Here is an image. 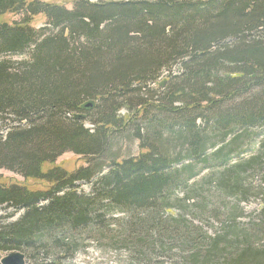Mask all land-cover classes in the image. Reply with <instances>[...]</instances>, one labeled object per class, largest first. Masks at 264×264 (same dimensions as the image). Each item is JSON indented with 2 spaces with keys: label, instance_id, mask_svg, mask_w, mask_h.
<instances>
[{
  "label": "trees",
  "instance_id": "obj_1",
  "mask_svg": "<svg viewBox=\"0 0 264 264\" xmlns=\"http://www.w3.org/2000/svg\"><path fill=\"white\" fill-rule=\"evenodd\" d=\"M66 1L71 9L0 0V122H10L0 169L48 184L0 178V207L23 211L0 216V264L15 252L67 264L79 239L111 232L117 213L119 240L136 239L134 249L157 253L170 239L195 251L184 258L192 264H264V217L248 230L233 220L213 238L183 215L165 218L212 165L226 172L203 181L245 196L247 166L230 159L248 139L262 137L248 166L264 171V0ZM40 15L46 25L32 27ZM68 152L86 167L43 171Z\"/></svg>",
  "mask_w": 264,
  "mask_h": 264
},
{
  "label": "rangeland",
  "instance_id": "obj_2",
  "mask_svg": "<svg viewBox=\"0 0 264 264\" xmlns=\"http://www.w3.org/2000/svg\"><path fill=\"white\" fill-rule=\"evenodd\" d=\"M27 1L65 5L67 9L72 8L71 2L66 0ZM22 20V15L6 14L2 16V21L9 24L21 23ZM45 25L46 19L43 15L36 16L31 20V26L34 28L40 29ZM21 59L22 57H12V61H20ZM8 124H10L9 121L0 122V138L6 134L7 128L10 127ZM89 126L91 125L87 124L88 128ZM255 133L256 132H252L253 135ZM261 138L262 137L259 136V138L255 140L248 139L246 143H242L241 145L244 146L242 155L230 159V166H235L238 163H244L246 164L245 166H247L245 171H240L238 173L244 176L243 182L246 184V186H244L245 196L238 192L222 194V192L217 190L213 181L209 184L203 181L209 175L214 179L222 176L226 172V169L223 167L212 165V169H204L200 177L190 181V186L197 189V191L193 193L195 195L191 194V197L189 200H186V203H182L177 199L171 201L169 203L170 206L166 208L165 218H177L183 215L185 220L188 221L187 224H194L198 232L205 236V238H213L222 235L223 229L227 227L229 230L230 226L228 227V225L233 220L236 225H239L245 230L258 224L259 220L264 217L261 214L264 203V171L258 174V172H256L258 170L251 168L248 164H250L254 157H257ZM130 149L134 155H137L138 150L135 149V147ZM86 165V159L68 152L62 155L54 165H44L43 171L45 172L52 167H60L67 172H73L80 167H86ZM0 178H3V180L1 179L3 182L26 185L30 189H40L48 186V184L45 185V183L35 180L26 181L19 174L5 169H0ZM81 190L90 193L91 185L81 184ZM198 191L200 193H198ZM177 195L178 199L180 198L181 200H183L184 197L186 199V196L188 197V193L183 192H178ZM22 214L23 211H16L9 206L0 207V216L6 218L9 222L17 221ZM123 216V214L117 213L115 216H112V219L109 218V220H111V232L109 234L99 239L97 238L96 240L92 239L93 236H86V238L79 239V250L74 260L69 261L67 264H192L184 258L190 259L195 251L191 249L185 251L181 250L179 247H176L174 243H170V239H165L164 247L158 249L157 253H148L144 248L134 249L136 239H132L134 241L129 239L128 243H122L119 240V229L122 228L121 219ZM194 263L196 264V262H193V264ZM26 264H29L27 260Z\"/></svg>",
  "mask_w": 264,
  "mask_h": 264
},
{
  "label": "water",
  "instance_id": "obj_3",
  "mask_svg": "<svg viewBox=\"0 0 264 264\" xmlns=\"http://www.w3.org/2000/svg\"><path fill=\"white\" fill-rule=\"evenodd\" d=\"M1 264H26V257L19 252L11 253L1 260Z\"/></svg>",
  "mask_w": 264,
  "mask_h": 264
}]
</instances>
